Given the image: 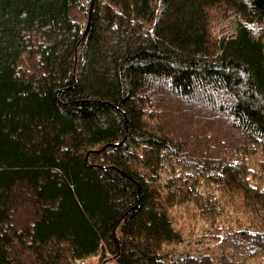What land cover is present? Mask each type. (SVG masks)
I'll list each match as a JSON object with an SVG mask.
<instances>
[{"label": "trees", "instance_id": "16d2710c", "mask_svg": "<svg viewBox=\"0 0 264 264\" xmlns=\"http://www.w3.org/2000/svg\"><path fill=\"white\" fill-rule=\"evenodd\" d=\"M96 256L264 264V0H0V264Z\"/></svg>", "mask_w": 264, "mask_h": 264}, {"label": "rangeland", "instance_id": "374dc122", "mask_svg": "<svg viewBox=\"0 0 264 264\" xmlns=\"http://www.w3.org/2000/svg\"><path fill=\"white\" fill-rule=\"evenodd\" d=\"M173 217L175 221V225L177 228L181 229L185 236L188 238L189 245H185V250L191 251L193 250V246L195 245L196 237L198 236V233L195 232L193 238H189L188 235L191 234L193 230V218H191L187 212H185L184 209H174L173 210ZM93 264H100V261H98L97 258H92ZM112 264V263H111Z\"/></svg>", "mask_w": 264, "mask_h": 264}, {"label": "built area", "instance_id": "2783aa9c", "mask_svg": "<svg viewBox=\"0 0 264 264\" xmlns=\"http://www.w3.org/2000/svg\"><path fill=\"white\" fill-rule=\"evenodd\" d=\"M92 258H97L98 261H100V256H96V257H91V258H87V259L77 260L75 262V264H93Z\"/></svg>", "mask_w": 264, "mask_h": 264}, {"label": "bare ground", "instance_id": "6f19581e", "mask_svg": "<svg viewBox=\"0 0 264 264\" xmlns=\"http://www.w3.org/2000/svg\"><path fill=\"white\" fill-rule=\"evenodd\" d=\"M101 257H102V255H101Z\"/></svg>", "mask_w": 264, "mask_h": 264}]
</instances>
